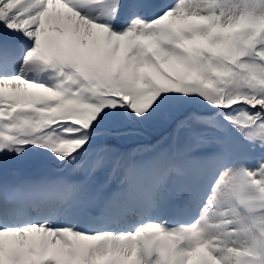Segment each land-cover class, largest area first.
<instances>
[{"label":"snow or ice","instance_id":"1","mask_svg":"<svg viewBox=\"0 0 264 264\" xmlns=\"http://www.w3.org/2000/svg\"><path fill=\"white\" fill-rule=\"evenodd\" d=\"M0 264H264V0H0Z\"/></svg>","mask_w":264,"mask_h":264}]
</instances>
